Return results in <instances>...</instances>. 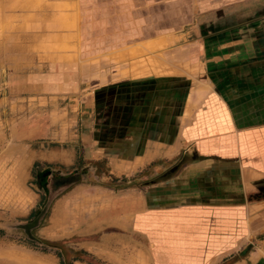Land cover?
I'll return each instance as SVG.
<instances>
[{
    "label": "rangeland",
    "instance_id": "rangeland-1",
    "mask_svg": "<svg viewBox=\"0 0 264 264\" xmlns=\"http://www.w3.org/2000/svg\"><path fill=\"white\" fill-rule=\"evenodd\" d=\"M262 2L0 0V264H107L46 239L55 202L117 207L129 194H149L161 169L135 160L128 107L136 92L153 85L148 95L157 96L170 77L214 87L216 66L217 93L251 99L244 68L264 64ZM220 45L227 56L216 63ZM84 180L113 193H74ZM252 198L232 220L227 239L237 249L221 264L264 251V180Z\"/></svg>",
    "mask_w": 264,
    "mask_h": 264
},
{
    "label": "crops",
    "instance_id": "crops-1",
    "mask_svg": "<svg viewBox=\"0 0 264 264\" xmlns=\"http://www.w3.org/2000/svg\"><path fill=\"white\" fill-rule=\"evenodd\" d=\"M262 3L259 9H264ZM223 49L215 50L214 62L227 56ZM244 72L256 89L244 102L234 92L217 93L216 66L214 87L211 81L198 85L189 76L170 77L157 85V96L148 95L153 85L136 92L140 98L128 107L134 114L135 160L144 165L141 169H161L148 185L149 194H129L117 207L103 200L88 208L89 201L82 200L76 210L63 196L43 227L46 239L72 242L107 264L223 263L226 253L237 249L227 239L236 223L232 220L238 210L247 213L256 204L253 185L264 180V64L247 66ZM207 101L212 102L208 109ZM130 117L120 119L127 125ZM72 191L92 197L113 193L103 183L85 180ZM229 264H264V251Z\"/></svg>",
    "mask_w": 264,
    "mask_h": 264
},
{
    "label": "flooded vegetation",
    "instance_id": "flooded-vegetation-1",
    "mask_svg": "<svg viewBox=\"0 0 264 264\" xmlns=\"http://www.w3.org/2000/svg\"><path fill=\"white\" fill-rule=\"evenodd\" d=\"M44 176H45V177H47V175H46V174H45ZM38 179H41V176H40V175H38ZM62 184H63V183H62ZM65 184H66V183H65ZM41 187H42V188H44V186H43V185H41Z\"/></svg>",
    "mask_w": 264,
    "mask_h": 264
},
{
    "label": "bare ground",
    "instance_id": "bare-ground-1",
    "mask_svg": "<svg viewBox=\"0 0 264 264\" xmlns=\"http://www.w3.org/2000/svg\"><path fill=\"white\" fill-rule=\"evenodd\" d=\"M30 258V257H29ZM19 262V261H18Z\"/></svg>",
    "mask_w": 264,
    "mask_h": 264
}]
</instances>
